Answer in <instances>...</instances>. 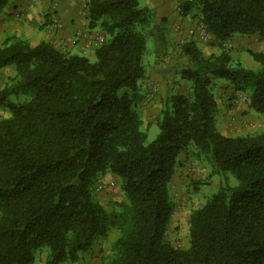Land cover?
<instances>
[{
  "label": "trees",
  "instance_id": "trees-1",
  "mask_svg": "<svg viewBox=\"0 0 264 264\" xmlns=\"http://www.w3.org/2000/svg\"><path fill=\"white\" fill-rule=\"evenodd\" d=\"M141 1L87 0V27L104 37L93 44L94 60L49 40H0V69L14 68L0 88V106L9 111L0 118V264H33L42 248L44 264H73L111 226L117 236L101 264H264V129L221 132L212 92L222 79L264 114V51H248L258 64L249 68L222 47L203 55L194 41L183 42L178 83L187 89L167 91L158 132L147 142L136 103L155 14ZM179 13L220 46L235 35L264 43V0H185ZM20 94L21 102L9 98ZM181 154L220 176L217 190L189 214L185 249L165 239L168 187ZM106 173L120 179L127 200L112 211L94 195Z\"/></svg>",
  "mask_w": 264,
  "mask_h": 264
},
{
  "label": "rangeland",
  "instance_id": "rangeland-1",
  "mask_svg": "<svg viewBox=\"0 0 264 264\" xmlns=\"http://www.w3.org/2000/svg\"><path fill=\"white\" fill-rule=\"evenodd\" d=\"M72 1L86 14L87 0ZM144 3L145 1L142 0L141 5L144 6ZM177 16L179 23L175 21V23H169L168 19L157 23L153 20V25L145 30L147 43L143 63L146 79L142 83L141 92L139 91L141 96L136 103V109L142 114L140 129L146 134L147 142L152 140L158 132L155 122L161 108V100L167 91L178 93L185 92L187 89L185 81L178 83L180 79L178 72L186 61L179 50L183 42L194 41L203 55L219 53L222 47L230 54L234 63L238 62L249 68H256L258 64L251 58L248 51H264V43H260L254 34L235 35L223 41L220 46L212 35L204 31L199 22L193 28L185 29V26H182V19L189 17L193 20L190 15L185 17L179 13ZM32 25L34 27V24ZM53 26L55 27L54 24ZM73 40L77 41L76 39L71 41ZM74 44L76 42L70 43V45ZM56 46L63 51L79 54L76 49L72 51ZM83 55L94 60L92 52H86ZM0 73V79L4 80L0 87H3L11 75ZM212 92L217 103L213 117L221 132L233 136L264 129V114L255 113L247 107V92L234 91L232 86L222 79L214 81ZM9 98L12 101L21 102L24 95H12ZM111 182L113 184H110ZM219 182L220 176L210 175V166L204 161L195 160L191 154L179 156V162L168 187L173 210L167 224L165 239L170 245L177 249H185L188 246L189 214L206 202L207 198L217 190ZM230 182L237 183L231 175ZM97 184L102 185V188L96 189ZM94 195L107 211L115 210L116 203L127 201L121 189L120 179L110 173H106L97 181ZM116 236L117 229L111 226L105 235L98 237L93 245L97 249V254L102 253V257L107 256ZM46 254V248L35 252L33 264H44Z\"/></svg>",
  "mask_w": 264,
  "mask_h": 264
},
{
  "label": "crops",
  "instance_id": "crops-1",
  "mask_svg": "<svg viewBox=\"0 0 264 264\" xmlns=\"http://www.w3.org/2000/svg\"><path fill=\"white\" fill-rule=\"evenodd\" d=\"M144 1V5L153 9L156 23L165 19H168L169 23L180 22L177 15L182 0ZM54 20L58 22L57 27L53 26ZM182 22V26L187 29L195 27L198 21L186 17ZM94 34L102 35V32L87 27L85 11H82L72 0H7L0 9V40L8 35H15L33 45L42 40H49L67 50L76 49L79 53L84 50L90 53L94 48ZM72 39L77 40L76 44L70 45ZM0 72L13 76L14 69L9 66L1 68ZM3 83L4 80L0 79V85ZM8 116L9 111L0 106V118ZM102 256V253L97 254V249L92 246L82 252L73 264H101L105 258Z\"/></svg>",
  "mask_w": 264,
  "mask_h": 264
},
{
  "label": "built area",
  "instance_id": "built-area-1",
  "mask_svg": "<svg viewBox=\"0 0 264 264\" xmlns=\"http://www.w3.org/2000/svg\"><path fill=\"white\" fill-rule=\"evenodd\" d=\"M53 24L55 25V27L58 26V22L55 21V20L53 21ZM93 40H94L95 45H98V44H101L104 41V37L102 35H96ZM71 42L75 43L76 41L73 40ZM110 184H113V183L111 182ZM94 188H95V186H94ZM101 188H102V185H100V184L96 185V189H101Z\"/></svg>",
  "mask_w": 264,
  "mask_h": 264
}]
</instances>
